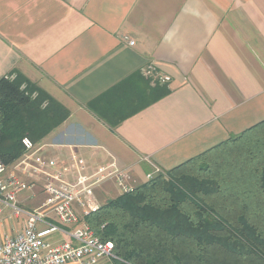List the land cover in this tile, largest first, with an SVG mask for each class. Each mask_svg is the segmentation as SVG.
<instances>
[{"label": "crops", "instance_id": "crops-1", "mask_svg": "<svg viewBox=\"0 0 264 264\" xmlns=\"http://www.w3.org/2000/svg\"><path fill=\"white\" fill-rule=\"evenodd\" d=\"M151 64L168 95L115 128L89 109ZM13 70L70 111L37 143L49 155L115 161L140 184L264 120V0H0V79ZM120 194L114 179L95 189L99 206ZM46 198L39 182L18 205ZM7 207L0 241L26 224Z\"/></svg>", "mask_w": 264, "mask_h": 264}, {"label": "trees", "instance_id": "trees-1", "mask_svg": "<svg viewBox=\"0 0 264 264\" xmlns=\"http://www.w3.org/2000/svg\"><path fill=\"white\" fill-rule=\"evenodd\" d=\"M170 92L139 71L88 107L115 128ZM69 116L13 70L0 79V158L11 167L23 138L37 144ZM86 221L114 243V264H264V120L104 201Z\"/></svg>", "mask_w": 264, "mask_h": 264}, {"label": "built area", "instance_id": "built-area-1", "mask_svg": "<svg viewBox=\"0 0 264 264\" xmlns=\"http://www.w3.org/2000/svg\"><path fill=\"white\" fill-rule=\"evenodd\" d=\"M141 72L153 81H170L152 64ZM22 143L25 153L12 170L0 158V201L16 215L27 216L20 231L0 241V264H114L120 259L114 243L96 236L86 216L100 207L95 198L97 187L114 179L120 192L127 193L138 185L136 178L115 161L92 166L78 151L49 155L47 147L28 137ZM39 182L46 200L34 210L20 207L19 195ZM57 234L63 236L59 241L53 239Z\"/></svg>", "mask_w": 264, "mask_h": 264}, {"label": "rangeland", "instance_id": "rangeland-1", "mask_svg": "<svg viewBox=\"0 0 264 264\" xmlns=\"http://www.w3.org/2000/svg\"><path fill=\"white\" fill-rule=\"evenodd\" d=\"M14 77H15V75H11V76H10V79H14ZM161 83H162V82H161ZM105 185H108V184H104V186H105ZM104 186H103V187H104ZM38 189H39V188H38ZM98 189H100V188H98ZM4 211H5V212H4V214H5V213H8V212H11L12 209H11L10 207H7V208L4 209Z\"/></svg>", "mask_w": 264, "mask_h": 264}]
</instances>
